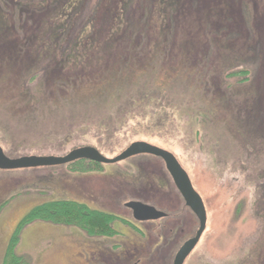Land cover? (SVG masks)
<instances>
[{
	"label": "rangeland",
	"instance_id": "1",
	"mask_svg": "<svg viewBox=\"0 0 264 264\" xmlns=\"http://www.w3.org/2000/svg\"><path fill=\"white\" fill-rule=\"evenodd\" d=\"M125 1L82 0L79 14L69 24L72 28L65 46H59L75 47L72 43L81 34L105 39L117 28L116 18L121 14L115 11ZM27 2L39 4L40 0H0V13L13 18L15 34L11 40L25 50L30 48L33 32L46 23L37 13L19 16V8ZM130 2L129 22V18L152 15L145 39L148 47L156 42L160 25L157 11H153L156 0ZM172 14V40L168 53L159 55L164 65L157 69L165 70L163 82L169 83L162 96L144 100L133 110H128L127 101L142 87L128 88L123 68L117 71L123 79L117 85L125 87L116 88L118 92L109 91L99 98L84 90L47 96L43 90L39 92L38 84L34 86L41 79L37 77L29 82L33 95L29 98L22 91L24 86L19 89L18 85L24 81L22 70L26 68L21 69L23 64H13L1 53L8 38L0 35V148L9 159L62 157L84 147L112 159L134 142L168 151L187 173L207 217L205 231L184 264L249 263L251 257L264 256V144L257 139L259 133H250V128L245 129L250 139L247 146L232 129L221 128L217 122L221 108L212 120L194 122L198 114L206 112L203 101L191 92L188 77L194 63L187 65V74L177 73L173 65L183 56L186 44L190 48L185 52L189 50L193 60L203 58L213 70L219 62L226 65L230 57H239L237 63L249 74L235 79L241 82L236 86L239 90L230 92L222 86L215 99L221 103L222 97L243 101L246 95L251 96L263 117L264 0H180ZM120 43L115 46L118 57L126 51L125 43ZM34 67L40 70L43 65ZM199 71L204 74V70ZM226 74L220 77L224 82ZM210 81L215 90L216 84ZM186 82L187 90H183ZM157 83L155 79L153 86ZM233 84L228 81V85ZM201 97L208 96L202 93ZM258 131L264 139V126ZM83 168L86 166L0 170V264L22 218L36 206L59 199L86 204L92 210L100 208L125 221L113 225L116 234L110 237L89 236L76 226L53 222L25 225L14 252L29 264H99L93 256L97 249L114 255L121 251L138 254L144 264H172L179 248L195 236L198 220L184 205L160 159L139 155L112 165L101 164L94 171ZM130 201L152 206L167 217L155 223H137L124 206ZM163 250L166 255L160 259L158 254Z\"/></svg>",
	"mask_w": 264,
	"mask_h": 264
},
{
	"label": "trees",
	"instance_id": "2",
	"mask_svg": "<svg viewBox=\"0 0 264 264\" xmlns=\"http://www.w3.org/2000/svg\"><path fill=\"white\" fill-rule=\"evenodd\" d=\"M130 1L126 0V3L123 2L122 5H119L120 8L115 11V13L118 11L117 13L121 14L116 18V22L118 23L116 25L117 28L114 31L111 30L105 39L98 40L94 36H82L81 34L77 36V41L72 43V46L75 47L70 49H65L59 45L65 46L72 28V25L69 24L79 14L82 0H40L39 4L37 2H27L21 9L19 8V16L23 13H29V15L37 13L35 14L37 17H42L41 22L46 19V23L40 22V26L33 32L32 43L28 46L30 48L26 50L13 43L15 42L14 39L11 40L13 38L12 35L15 34L13 33L14 23L12 22L13 18H11L12 15L7 19V17L3 16L4 13H0V35L8 38L5 41L7 45H3L5 48L1 49V53L4 52V55H8L13 64H23L21 69L26 68L22 70L24 81L22 82L23 84H18L19 89L23 85L22 91L25 92L26 96L29 95L28 97L32 98V88L31 90L28 88L29 82H32L34 78L40 77L41 79L34 86L38 84L40 86L39 92L43 90L47 96L55 94L59 97L60 94H67L69 91L78 92L84 90L90 96L94 95L99 98V96L106 92H118L116 88H120L121 90L125 87V85H117L119 79L123 78L127 79L125 83H128V88L137 89L140 85L142 87L140 93H137L138 95L132 96L127 101L129 105L128 110H133L138 103L144 100L158 97V94L162 96L164 94V90L162 89L169 82H163L165 70L160 72L157 70L159 64L164 65V62L159 61V55L168 53L167 47L171 43L173 33V26L171 24L172 12L179 6L180 0H156L153 11H157L160 25L156 31V42L152 45L149 43L148 47H146L147 42H145V39L151 27L150 21L152 15H141L136 20L129 18L131 21L129 22L126 15L130 12ZM163 23L165 24L163 25ZM135 38L137 41H135ZM120 42L126 44H124L126 51L118 57L115 46L116 44L119 45ZM184 48L186 50L190 47L186 44L185 47H182V49ZM185 50L181 51L183 58L178 59L177 64L173 65V70H176L177 73L187 74V65L194 63L188 77L193 85L191 92L193 96L203 101V107L206 108V112L202 113L204 115L198 114L196 116L198 118L194 122L199 123V120L202 118L212 120V115L217 112V109L221 108L222 111L217 121L221 125V128L224 130L232 129L235 137L243 141L246 146L250 142V139L245 136V133H247L245 129L249 130L250 128V133H259L257 139L264 144L263 135L258 131L261 126H264V116L261 117L259 115L256 104L251 102L253 97L246 95V99L243 101L234 96H231L229 100L222 97L223 101L221 103L219 99H215L216 93L222 86H227L230 92L239 90L238 87L241 85V82L235 79L249 74L248 70L237 63L239 57L235 59L230 57L226 65H224L223 61L219 62L217 68L213 70L207 67L206 61L202 60L203 58L201 60H193L191 52L189 50L185 52ZM37 64L43 65V67L40 70L36 69L34 66ZM120 68H123L121 72L122 78L120 73L117 72ZM199 68L204 70V74L199 71ZM224 73H227L224 76L225 82L220 78ZM157 74L159 76H156ZM135 79L142 81L134 82ZM155 79L159 83L154 87ZM210 80L216 84L215 90L211 88ZM229 80H232L234 84L228 85ZM184 89L187 90V82L183 85ZM202 93L208 97H201ZM112 97L114 98V96ZM243 102L245 104H242ZM199 108L201 107H197V109ZM252 141L256 142L254 139ZM67 165L70 168L82 167L84 165L86 166V168H83L85 171L98 170L101 166V164L88 160H77ZM119 220L113 214L92 210L86 204L68 199H59L38 205L19 222L9 241L2 264H29L28 259L18 256L14 252L19 232L25 225L36 221L53 222L76 226L85 231L89 236L110 237L116 234L113 225Z\"/></svg>",
	"mask_w": 264,
	"mask_h": 264
},
{
	"label": "water",
	"instance_id": "3",
	"mask_svg": "<svg viewBox=\"0 0 264 264\" xmlns=\"http://www.w3.org/2000/svg\"><path fill=\"white\" fill-rule=\"evenodd\" d=\"M139 155H148L160 159L170 176L176 190L187 208L197 218L199 227L195 236L187 240L177 251L173 264H183L194 250L206 228V210L199 194L193 188L187 173L179 165L176 158L168 151L144 142H134L112 159L102 156L92 147H84L62 156H30L19 159L7 158L0 148V169H27L66 165L77 160H88L97 164L112 165ZM132 217L137 222L156 221L166 217L165 213L154 207L135 201L126 203Z\"/></svg>",
	"mask_w": 264,
	"mask_h": 264
},
{
	"label": "flooded vegetation",
	"instance_id": "4",
	"mask_svg": "<svg viewBox=\"0 0 264 264\" xmlns=\"http://www.w3.org/2000/svg\"><path fill=\"white\" fill-rule=\"evenodd\" d=\"M93 210H96V211H100V212H104V213H109V214H112L111 212L109 211H104L100 208H95ZM114 216H116L118 219L122 220L121 217H119L118 215H115L113 214ZM188 218V217H187ZM122 221H125L124 219ZM188 221V219H187ZM156 221L154 222H137V223H155ZM138 230H139V227H137ZM110 239V238H109ZM189 240V239H188ZM171 246V244H170ZM95 255V257L97 256L96 259H94L95 262L99 263V264H144L143 261L141 260V256L138 255V254H134V253H123L122 251L120 252V254H112L111 252H101L100 249H97L96 252L93 253V256ZM166 253L165 251L163 250L162 252H159L158 254V257L160 259H163L165 257ZM175 257V256H174ZM189 257V256H188ZM187 259V258H186ZM264 260V256H258L256 258H250L249 259V263H246V264H261L260 262ZM174 261V259H173ZM173 261H172V264H173ZM185 262V261H184ZM244 263V264H245ZM184 264V263H183ZM264 264V262H263Z\"/></svg>",
	"mask_w": 264,
	"mask_h": 264
}]
</instances>
